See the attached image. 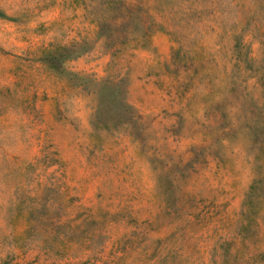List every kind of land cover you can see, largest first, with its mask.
I'll return each instance as SVG.
<instances>
[{"label": "rangeland", "instance_id": "rangeland-1", "mask_svg": "<svg viewBox=\"0 0 264 264\" xmlns=\"http://www.w3.org/2000/svg\"><path fill=\"white\" fill-rule=\"evenodd\" d=\"M0 264H264V0H0Z\"/></svg>", "mask_w": 264, "mask_h": 264}]
</instances>
